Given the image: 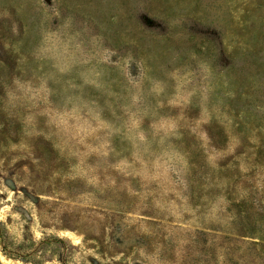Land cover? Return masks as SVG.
Returning <instances> with one entry per match:
<instances>
[{
	"label": "rangeland",
	"instance_id": "374dc122",
	"mask_svg": "<svg viewBox=\"0 0 264 264\" xmlns=\"http://www.w3.org/2000/svg\"><path fill=\"white\" fill-rule=\"evenodd\" d=\"M0 264H264V0H0Z\"/></svg>",
	"mask_w": 264,
	"mask_h": 264
}]
</instances>
